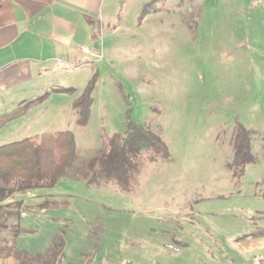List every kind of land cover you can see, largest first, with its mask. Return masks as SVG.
<instances>
[{
  "label": "rangeland",
  "instance_id": "374dc122",
  "mask_svg": "<svg viewBox=\"0 0 264 264\" xmlns=\"http://www.w3.org/2000/svg\"><path fill=\"white\" fill-rule=\"evenodd\" d=\"M150 2L103 0L80 63L0 97V114L34 101L0 128V146L70 131L79 174L128 120L157 133L169 157L142 152L127 187L65 177L6 203L22 201L20 226L41 248L53 220L76 230L111 216L121 240L141 244V264H264V0H157L141 17ZM94 75L78 126L72 104ZM236 124L255 132L256 161L240 177L228 168Z\"/></svg>",
  "mask_w": 264,
  "mask_h": 264
},
{
  "label": "crops",
  "instance_id": "0c3cea01",
  "mask_svg": "<svg viewBox=\"0 0 264 264\" xmlns=\"http://www.w3.org/2000/svg\"><path fill=\"white\" fill-rule=\"evenodd\" d=\"M102 1L0 0V97L10 94L17 85L28 89L34 79L56 66L80 63L79 56L89 54L85 45L92 39L89 17L99 13ZM19 215L25 217L24 211ZM19 218L15 223L21 232L14 240V249L31 258L24 262L15 256H2L10 241V225L4 223L0 231V264H141L145 258L135 237L121 240L111 216L97 218L93 224L84 221L85 227L76 230L70 227L74 223L68 218L53 220L56 228L43 237L42 248L40 242L30 241L35 231L21 228ZM57 235L63 241L61 256L55 262L34 258L46 255Z\"/></svg>",
  "mask_w": 264,
  "mask_h": 264
},
{
  "label": "trees",
  "instance_id": "16d2710c",
  "mask_svg": "<svg viewBox=\"0 0 264 264\" xmlns=\"http://www.w3.org/2000/svg\"><path fill=\"white\" fill-rule=\"evenodd\" d=\"M157 0L144 5L141 14L145 16L154 9L150 6ZM149 6L146 7V6ZM94 75L81 95L74 100L72 107L77 113L76 124L85 126L88 123L93 103ZM61 91V90H59ZM31 101L21 104L12 111L0 115V128L21 117ZM254 131L236 124L232 133L233 155L228 168L235 177H240L246 165L252 164L256 158L251 154V137ZM150 151L163 159L169 157L168 150L160 136L141 124L126 120L124 131L113 134L106 147L96 151L90 168L80 167L79 174L73 169L78 160L74 136L70 131L44 134L36 141L25 138L0 146V231L4 223H8L9 244L4 247L2 256H15L24 262L31 257L25 252H16L14 240L21 229L15 223L19 218L22 201L14 204L6 203L16 193L25 194L39 188L53 187L62 178H88L86 185L97 182H114L127 187L135 176V160L142 152ZM44 207H46L44 205ZM3 221V222H2ZM63 241L60 235L52 238L51 248L46 255L34 258L54 262L61 256ZM47 263V262H46Z\"/></svg>",
  "mask_w": 264,
  "mask_h": 264
},
{
  "label": "built area",
  "instance_id": "2783aa9c",
  "mask_svg": "<svg viewBox=\"0 0 264 264\" xmlns=\"http://www.w3.org/2000/svg\"><path fill=\"white\" fill-rule=\"evenodd\" d=\"M82 52H83V53H87V51H86V50H82Z\"/></svg>",
  "mask_w": 264,
  "mask_h": 264
}]
</instances>
